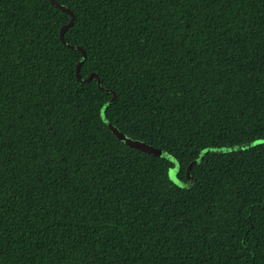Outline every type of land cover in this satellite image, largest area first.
Wrapping results in <instances>:
<instances>
[{
  "label": "trees",
  "instance_id": "obj_1",
  "mask_svg": "<svg viewBox=\"0 0 264 264\" xmlns=\"http://www.w3.org/2000/svg\"><path fill=\"white\" fill-rule=\"evenodd\" d=\"M55 1L0 0V264H264V0Z\"/></svg>",
  "mask_w": 264,
  "mask_h": 264
},
{
  "label": "snow or ice",
  "instance_id": "obj_2",
  "mask_svg": "<svg viewBox=\"0 0 264 264\" xmlns=\"http://www.w3.org/2000/svg\"><path fill=\"white\" fill-rule=\"evenodd\" d=\"M95 115L98 121L102 123H107L106 106L98 107ZM256 143H264V140L254 141L253 146ZM233 150L234 149L232 148H212V149L204 148L200 154L201 156H203L204 153L207 151L229 152ZM160 156L161 158L159 160V168L166 181H168L171 185H174L178 188H183L184 185L181 183V180L178 178V173L180 171V163L178 156L175 153L171 152L170 150L163 151L160 154Z\"/></svg>",
  "mask_w": 264,
  "mask_h": 264
},
{
  "label": "water",
  "instance_id": "obj_3",
  "mask_svg": "<svg viewBox=\"0 0 264 264\" xmlns=\"http://www.w3.org/2000/svg\"><path fill=\"white\" fill-rule=\"evenodd\" d=\"M49 1L52 5H54L55 7H57L58 9L67 13L70 16V21L65 26H63L61 28L60 37H62V34L73 25L74 20H75L74 15L67 8L60 6V4H58L55 0H49ZM63 44L67 48H69L71 50H77L81 53V58H80L79 62L76 64V69L78 70L80 68L81 64L83 63L84 59H85V52L79 47L67 45L65 42H63ZM92 78H96L98 80V78L95 74L89 75L88 79H92ZM109 129L112 132V134L116 135L118 138V136H119L118 130L114 127H109ZM125 143L128 147H130L132 149L145 152L146 154H151V155L155 154V149L151 146L144 144V143H140L138 141H131V140H127Z\"/></svg>",
  "mask_w": 264,
  "mask_h": 264
},
{
  "label": "rangeland",
  "instance_id": "obj_4",
  "mask_svg": "<svg viewBox=\"0 0 264 264\" xmlns=\"http://www.w3.org/2000/svg\"><path fill=\"white\" fill-rule=\"evenodd\" d=\"M182 183V182H181ZM183 184V183H182ZM184 185V184H183Z\"/></svg>",
  "mask_w": 264,
  "mask_h": 264
}]
</instances>
